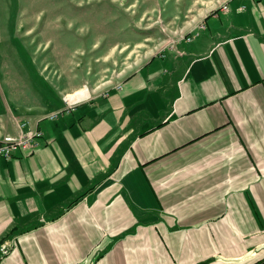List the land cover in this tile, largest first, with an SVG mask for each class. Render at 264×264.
Returning <instances> with one entry per match:
<instances>
[{"label":"crops","instance_id":"0c3cea01","mask_svg":"<svg viewBox=\"0 0 264 264\" xmlns=\"http://www.w3.org/2000/svg\"><path fill=\"white\" fill-rule=\"evenodd\" d=\"M105 94L0 126V264H264V0H230Z\"/></svg>","mask_w":264,"mask_h":264},{"label":"rangeland","instance_id":"374dc122","mask_svg":"<svg viewBox=\"0 0 264 264\" xmlns=\"http://www.w3.org/2000/svg\"><path fill=\"white\" fill-rule=\"evenodd\" d=\"M229 1L0 0V126L109 92Z\"/></svg>","mask_w":264,"mask_h":264},{"label":"built area","instance_id":"2783aa9c","mask_svg":"<svg viewBox=\"0 0 264 264\" xmlns=\"http://www.w3.org/2000/svg\"><path fill=\"white\" fill-rule=\"evenodd\" d=\"M222 10L226 9V6H223L221 8ZM186 41H189V38L185 39ZM116 89H120V85L115 86ZM107 95L106 93H104ZM62 101L64 102L65 106L61 111L53 112L47 116L49 120H54L57 118L59 114H61L63 111H68L72 107H74L79 102H73L70 103L68 100L63 97ZM83 101V100H82ZM81 102V101H80ZM28 124L26 122H22L19 125V133L16 136L11 135H5L0 138V159H6L9 160L12 158V156L17 152H28V151H34L39 147V139L42 136L41 131H39L37 128H31L27 126ZM1 253L3 255L7 254L8 248L5 246V244L2 245L0 249Z\"/></svg>","mask_w":264,"mask_h":264},{"label":"bare ground","instance_id":"6f19581e","mask_svg":"<svg viewBox=\"0 0 264 264\" xmlns=\"http://www.w3.org/2000/svg\"><path fill=\"white\" fill-rule=\"evenodd\" d=\"M84 89L83 91L80 89V93L73 92L70 95L64 96L66 100H68L70 103L73 102H80L82 100H85L88 97V89L87 88H82Z\"/></svg>","mask_w":264,"mask_h":264},{"label":"trees","instance_id":"16d2710c","mask_svg":"<svg viewBox=\"0 0 264 264\" xmlns=\"http://www.w3.org/2000/svg\"><path fill=\"white\" fill-rule=\"evenodd\" d=\"M217 10H215V11H212V13H214V12H216Z\"/></svg>","mask_w":264,"mask_h":264}]
</instances>
